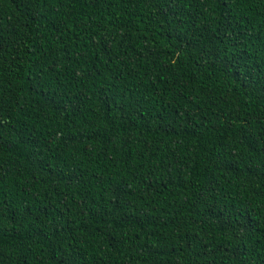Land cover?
Instances as JSON below:
<instances>
[{
    "label": "trees",
    "instance_id": "obj_1",
    "mask_svg": "<svg viewBox=\"0 0 264 264\" xmlns=\"http://www.w3.org/2000/svg\"><path fill=\"white\" fill-rule=\"evenodd\" d=\"M0 264H264V0H0Z\"/></svg>",
    "mask_w": 264,
    "mask_h": 264
}]
</instances>
